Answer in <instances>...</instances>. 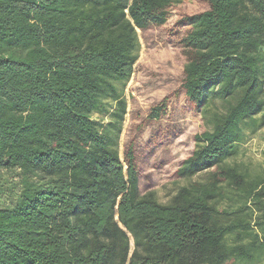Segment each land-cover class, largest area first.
I'll return each instance as SVG.
<instances>
[{
	"label": "trees",
	"instance_id": "trees-1",
	"mask_svg": "<svg viewBox=\"0 0 264 264\" xmlns=\"http://www.w3.org/2000/svg\"><path fill=\"white\" fill-rule=\"evenodd\" d=\"M198 2L0 0V180L19 178L0 186V264L264 255V180L225 163L264 127V0ZM159 49L174 57L156 65ZM213 98L223 112H210ZM202 114L210 128L188 132ZM184 136L194 144L173 152L177 177L209 176L163 204L142 192L145 167ZM228 195L236 211L220 205Z\"/></svg>",
	"mask_w": 264,
	"mask_h": 264
},
{
	"label": "rangeland",
	"instance_id": "rangeland-1",
	"mask_svg": "<svg viewBox=\"0 0 264 264\" xmlns=\"http://www.w3.org/2000/svg\"><path fill=\"white\" fill-rule=\"evenodd\" d=\"M176 7L177 8H183L187 11H195L198 6L199 2L198 0H176ZM178 16H174L176 18ZM140 41L142 43V50L140 53V61H143L146 59V46L144 41H142V38L140 37ZM175 51L171 50L168 51L167 49H159L155 50L153 52V55L156 57V59H153L154 63L157 65L158 62H165V60L170 59L171 57H174ZM136 80V75H134L133 79L129 83L127 87V99L131 100L132 97V85ZM225 110V104L217 98H213L210 101V112H223ZM209 114L207 115H200L196 119H192L191 122H189L187 126V131L190 132L193 129L202 130V129H209ZM126 124L125 129L129 125V115H127L126 118ZM248 136L246 137V140L238 145V153H236L234 156H231L228 160H226V164L228 165H236L240 168V170L249 176V179H257L261 178L264 180V127H262L261 130L255 132V133H247ZM184 136L182 138L183 143L179 144L177 142L168 143L167 145H163L159 149H157L155 154L151 156L149 161L146 164V170L153 171L154 172V179H153V186L150 190H145V184L143 180L141 181V187L143 193L148 192H154L157 200H159L163 204H168L170 199L185 185H188L192 182H200L205 181L208 178V173H200L197 176H194L192 178H178L177 177V169L179 167V161L178 158H174L173 152L175 150H178L182 153L180 157L186 154V149L188 147H192V144L194 142L187 143L188 141ZM187 143V144H186ZM123 144H124V133L122 135V140L120 144V153L122 155V158L124 157L123 153ZM211 172V171H210ZM209 172V173H210ZM3 179L0 180V186L7 187L8 184L12 181H18V177L14 174H8L3 175ZM0 187V192H1ZM230 198H233V196L228 195L225 199L221 200L220 205L224 207H229V211H236L237 207L239 206L238 203H236L234 200H230ZM234 199H237L234 197ZM6 201V197H2L0 195V206L1 203ZM238 216V215H237ZM236 215L233 216V218L237 217ZM257 214L253 213V215L250 214V211L246 213L244 218L245 221L249 222L251 218H256ZM232 218V219H233ZM134 242L131 240V249L132 252L134 251ZM228 264H264V255L260 258V260H256L250 263L243 262V261H230Z\"/></svg>",
	"mask_w": 264,
	"mask_h": 264
}]
</instances>
